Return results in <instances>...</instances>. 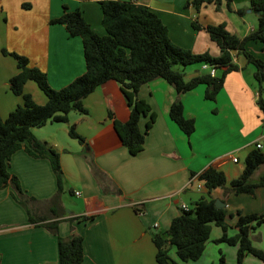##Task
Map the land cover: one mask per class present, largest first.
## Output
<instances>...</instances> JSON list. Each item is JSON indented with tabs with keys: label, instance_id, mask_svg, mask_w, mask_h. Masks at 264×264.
Segmentation results:
<instances>
[{
	"label": "crops",
	"instance_id": "0c3cea01",
	"mask_svg": "<svg viewBox=\"0 0 264 264\" xmlns=\"http://www.w3.org/2000/svg\"><path fill=\"white\" fill-rule=\"evenodd\" d=\"M101 1L0 0V114L3 117L23 100L10 86L11 76L19 71L17 61L13 55L4 53L3 47L27 55L31 64L48 73L51 85L60 88L85 71L84 46L80 35H71L64 23L51 19L60 16L67 5L69 9L81 10L96 31L105 33ZM129 1L153 8L168 26L171 39L195 52L220 53L219 44L205 27L207 24L226 22L231 31L242 37L258 25V12L250 0H223L219 7L206 2L199 9L192 0ZM247 47L264 59L262 40L250 39ZM234 59L240 67L226 74L224 86L213 100L205 97L206 84L179 93L163 77L143 83L139 94L150 102L157 117L146 134L144 148L137 154H132L122 142L108 115L109 109H113L119 120H126L130 114L121 84L113 78L84 98L88 112L72 110L68 121L49 120L33 128L38 138L60 151L64 191L72 190L70 193L75 198L66 202L62 194L59 231L64 236L73 231L83 235L85 257L81 264H159L154 233L169 227L180 214L182 204L191 206L201 196L209 195L198 174L212 165L224 170L231 180L243 172L245 158L258 141L264 150V110L258 103L254 68L249 74L242 53L236 52ZM208 69L201 64L184 68L187 78ZM219 70L222 69L216 70L217 74ZM24 89L38 103L47 101V95L35 81H27ZM178 97L184 103L186 115L196 121L191 135L170 117V106ZM147 120L148 116L142 117V129ZM71 124L86 137L87 143L70 135ZM87 152L93 153L97 164L122 188V193L104 191L86 157ZM10 170L18 175L24 189L38 198H49L57 191L50 160L30 154L25 146L13 153ZM263 172L264 163L254 172L253 180ZM13 191L11 184L0 188V264H60L58 235L44 225L32 223ZM212 195L224 200L228 213H232L230 219L227 216L230 227H235V230L229 227L231 234L238 230L235 225L238 211H264V186H258L254 193H234L220 186ZM41 206L48 208L49 203L43 202ZM83 215L94 218L86 219ZM76 216L79 217L71 220ZM222 232V227L213 223L204 253L183 264H217L222 253L227 264H236L237 247L216 240ZM258 232L260 237L254 236V243L264 249V223ZM250 254L246 259L251 264L255 260ZM172 256L178 258L176 250Z\"/></svg>",
	"mask_w": 264,
	"mask_h": 264
},
{
	"label": "trees",
	"instance_id": "16d2710c",
	"mask_svg": "<svg viewBox=\"0 0 264 264\" xmlns=\"http://www.w3.org/2000/svg\"><path fill=\"white\" fill-rule=\"evenodd\" d=\"M192 1L199 9L206 2H214L219 7L223 0ZM250 3L258 12V25L246 36L242 37L231 31L226 22L205 26L211 38L220 46L218 55L209 51L195 52L176 44L170 37L168 26L147 4L129 0H102L105 33L96 31L81 10H72L65 5L63 13L52 18L51 22L64 23L71 35L82 37L86 68L60 88L52 86L48 73L31 64L27 55L3 47V52L13 55L17 61L19 71L11 76L10 86L23 100L6 117L0 114V188L11 184L14 188L13 195L26 209L29 220L44 225L58 235L60 264L83 262L84 237L76 231L67 236L60 234L59 223L62 218L59 216L63 212L61 199L65 179L60 151L54 145L38 138L33 128L43 126L49 120L68 121V114L72 110L88 112L84 98L101 83L113 78L121 84L130 106V114L126 120H119L113 109H109L108 115L113 119L122 142L132 154H137L144 148L146 134L157 117V112L153 110L150 102L140 96L141 85L163 77L182 93L199 84H206L205 97L216 99L224 86L226 74L240 67L234 59L236 52L242 53L247 63L255 65L254 77L259 88L258 103L264 110V59L256 56L247 47L250 39L264 42V0H250ZM194 24L198 26L195 22ZM177 63L187 66L201 64V67L208 63L216 70L223 71L221 74H212L208 69L187 78L184 69L174 66ZM29 80L35 81L47 95L45 103H38L30 92L25 91V84ZM169 114L187 135L195 131L196 121L186 115L180 97L172 102ZM144 116H148V120L145 129H142L140 122ZM69 133L81 143H87L86 137L77 131L75 124L70 125ZM23 146L30 154L50 160L58 184L57 191L51 197L43 199L28 193L18 175L10 170L13 153ZM86 157L104 191L122 193V188L97 164L93 153L87 152ZM262 163L264 150L256 146L247 154L244 170L236 178L228 180L224 170L212 165L201 171L197 178L205 184L209 195L201 196L188 209L182 207L180 214L172 219L165 231L154 233L158 263L183 264L184 261L198 259L206 249L213 223L223 229L221 236L216 240L237 247L236 264H246V256L250 253L264 261V249L255 245L253 240L254 236L260 237V232H256L264 223V211H238L235 224L238 230L231 234L227 220L228 208L226 204L217 206V198L212 195L213 190L220 186L234 193H254L258 186H264V172L257 180H253L254 172ZM43 202L49 203V207H42ZM77 217L79 216L72 217L71 220ZM83 217L94 218L93 215ZM172 247H175L178 258L170 254ZM220 262L227 264L223 253Z\"/></svg>",
	"mask_w": 264,
	"mask_h": 264
},
{
	"label": "rangeland",
	"instance_id": "374dc122",
	"mask_svg": "<svg viewBox=\"0 0 264 264\" xmlns=\"http://www.w3.org/2000/svg\"><path fill=\"white\" fill-rule=\"evenodd\" d=\"M189 65H191V64H189ZM174 66L177 67V68H182V69H184L185 67H187V65H184L182 63H177ZM246 66H248V73L249 74L253 72V69L252 68H254V70H255V65L253 63H251V62L247 63ZM246 70H247V68H246ZM221 73H222V70H219V74H221ZM63 193H64L63 195L65 197V201L66 202H72V201H74V198L75 197L73 198L74 195L71 194L69 190H65ZM231 214L232 213H228V219H230ZM230 229L231 230H235V227H230ZM158 231H162V230H158ZM222 242H224V241H222ZM225 244L228 245L227 242ZM229 245H231V244H229ZM174 250H175V247H172L170 249V254L171 255L174 254ZM250 255L255 260V261H252L251 264H264V261L262 259H260L259 257H257L256 255H254V254H250ZM217 264H221L220 258H218V263ZM246 264H250L249 263V260H247V263Z\"/></svg>",
	"mask_w": 264,
	"mask_h": 264
},
{
	"label": "built area",
	"instance_id": "2783aa9c",
	"mask_svg": "<svg viewBox=\"0 0 264 264\" xmlns=\"http://www.w3.org/2000/svg\"><path fill=\"white\" fill-rule=\"evenodd\" d=\"M203 66L209 68V70H210V72H211L212 74H215V73H216V68L213 67V66H210L208 63H204ZM256 146L261 148V147L263 146V144H262L261 141H258V142L256 143ZM233 159H234V160H238V158H237L236 156H233ZM198 186L201 187V186H202V183H201V182L198 183ZM74 192H75L76 194H80V191H79V190H76V191H74ZM182 207L188 209V208H189V205L186 204V203H184V204H182Z\"/></svg>",
	"mask_w": 264,
	"mask_h": 264
},
{
	"label": "water",
	"instance_id": "95a60500",
	"mask_svg": "<svg viewBox=\"0 0 264 264\" xmlns=\"http://www.w3.org/2000/svg\"><path fill=\"white\" fill-rule=\"evenodd\" d=\"M226 204V202L220 198L216 199V205L217 206H224Z\"/></svg>",
	"mask_w": 264,
	"mask_h": 264
}]
</instances>
